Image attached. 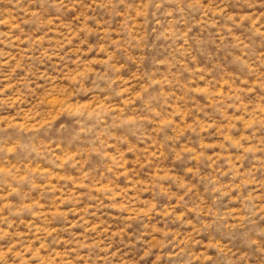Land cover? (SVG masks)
I'll return each instance as SVG.
<instances>
[{"label":"rangeland","instance_id":"1","mask_svg":"<svg viewBox=\"0 0 264 264\" xmlns=\"http://www.w3.org/2000/svg\"><path fill=\"white\" fill-rule=\"evenodd\" d=\"M0 264H264V0H0Z\"/></svg>","mask_w":264,"mask_h":264}]
</instances>
